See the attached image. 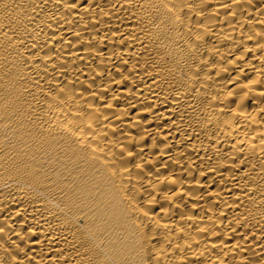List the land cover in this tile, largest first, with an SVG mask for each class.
Listing matches in <instances>:
<instances>
[{
  "label": "bare ground",
  "instance_id": "1",
  "mask_svg": "<svg viewBox=\"0 0 264 264\" xmlns=\"http://www.w3.org/2000/svg\"><path fill=\"white\" fill-rule=\"evenodd\" d=\"M0 264H264V0H0Z\"/></svg>",
  "mask_w": 264,
  "mask_h": 264
}]
</instances>
